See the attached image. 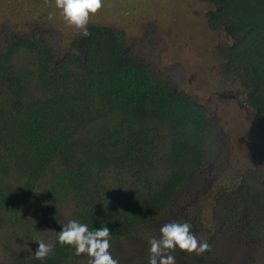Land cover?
I'll return each instance as SVG.
<instances>
[{"label":"trees","instance_id":"16d2710c","mask_svg":"<svg viewBox=\"0 0 264 264\" xmlns=\"http://www.w3.org/2000/svg\"><path fill=\"white\" fill-rule=\"evenodd\" d=\"M202 1L212 6L207 27L233 38L219 49L223 70L247 91L264 141V0ZM87 28L90 34L81 31L60 60L42 37L17 36L0 48V213L44 199L48 206L37 219L21 223L26 230L40 220L56 227L65 207L90 229L109 227L114 245L169 212L177 191L204 167L210 135L222 137L199 105L125 48L120 30L94 23ZM18 57H24L21 66ZM255 153L252 163L258 160ZM259 164L264 176V161ZM110 174L114 182L108 181ZM43 177H48L45 187L36 194ZM214 181L207 180V190ZM114 183L116 188L108 189ZM260 200L264 209V185ZM199 206L187 221L193 232L211 230ZM220 216L223 224L231 214L223 209ZM57 237L44 260L18 257L5 264L89 259ZM208 260L201 261L224 264Z\"/></svg>","mask_w":264,"mask_h":264},{"label":"rangeland","instance_id":"374dc122","mask_svg":"<svg viewBox=\"0 0 264 264\" xmlns=\"http://www.w3.org/2000/svg\"><path fill=\"white\" fill-rule=\"evenodd\" d=\"M210 10L212 6L202 0H103L101 10L89 19V23L120 30L125 48L199 105L222 137L210 135L204 167L177 191L169 212L153 219L139 235L111 245L110 252L120 264H148L149 239L159 237L160 228L173 216L176 221H187L186 216L199 205L211 230L194 233L200 241L214 237L207 251L210 256L189 253L190 257H185L172 252L176 264H203L201 260L208 258L224 264H264V209L260 200L264 176L259 166L264 161V141L247 104V91L223 70L225 62L219 49L230 46L233 38L207 27L205 15ZM80 32L65 23L55 0H0V48L17 36L42 37L60 60L70 52L71 42ZM16 63L23 65L24 57H18ZM253 151L258 157L255 163L250 161ZM212 178L215 181L207 190V180ZM47 179L39 180L36 194ZM108 181L114 182L113 174ZM114 188L116 183L108 185V189ZM214 195L221 196L214 200ZM209 200L213 201L212 211ZM47 206L46 200L38 199L19 212L0 213V264L32 257L37 241L51 244L72 220L71 209L64 207L63 220L56 227L40 220L26 230L21 223L37 219ZM223 209L231 216L222 224ZM198 221L200 225L201 218ZM76 264H88V260Z\"/></svg>","mask_w":264,"mask_h":264},{"label":"clouds","instance_id":"9594fccd","mask_svg":"<svg viewBox=\"0 0 264 264\" xmlns=\"http://www.w3.org/2000/svg\"><path fill=\"white\" fill-rule=\"evenodd\" d=\"M102 6L103 0H55V7L65 23L81 30L84 36L90 34L87 28L90 17L98 13ZM57 239L61 245L72 246L77 256L86 254L88 264H120L110 252L111 230L106 225L90 229L88 224L72 219L58 232ZM37 243L32 256L36 260H44L52 253L54 246L43 240ZM149 244L148 264H176V257L171 253L177 249L198 256L210 249L207 240H198L188 221L164 224L159 237H151Z\"/></svg>","mask_w":264,"mask_h":264}]
</instances>
